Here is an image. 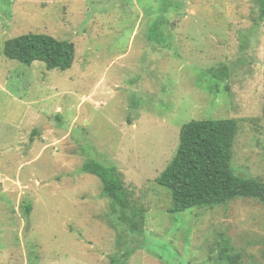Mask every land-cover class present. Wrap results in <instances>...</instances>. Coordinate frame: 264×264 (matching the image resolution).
Wrapping results in <instances>:
<instances>
[{
	"label": "rangeland",
	"instance_id": "obj_1",
	"mask_svg": "<svg viewBox=\"0 0 264 264\" xmlns=\"http://www.w3.org/2000/svg\"><path fill=\"white\" fill-rule=\"evenodd\" d=\"M262 6L0 0V264H227V249L237 264H264L260 202L174 214L156 181L186 124L235 119L232 169L264 182ZM31 33L75 43L72 68L4 56ZM88 163L124 183L142 232Z\"/></svg>",
	"mask_w": 264,
	"mask_h": 264
},
{
	"label": "trees",
	"instance_id": "obj_2",
	"mask_svg": "<svg viewBox=\"0 0 264 264\" xmlns=\"http://www.w3.org/2000/svg\"><path fill=\"white\" fill-rule=\"evenodd\" d=\"M262 4L261 18L264 19V0ZM3 54L28 66L43 62L49 70L67 71L74 64L76 45L51 35L31 33L8 40ZM238 134L239 124L235 119L192 121L183 127L176 156L156 179L170 191L173 200L170 213L223 206L236 198L255 199L264 206V182L241 178L232 169L233 147ZM86 171L102 180L106 195L123 213L129 210L134 213L133 219L127 215L122 219L126 223L131 220L135 233L142 232L145 216L131 204L124 183L114 177L112 169L88 163ZM31 211V205L26 207L28 215ZM226 251L228 249L223 255L227 264L240 261V256L228 255Z\"/></svg>",
	"mask_w": 264,
	"mask_h": 264
}]
</instances>
